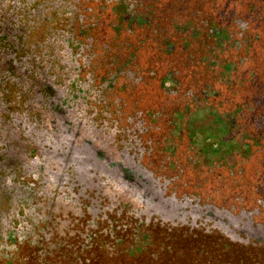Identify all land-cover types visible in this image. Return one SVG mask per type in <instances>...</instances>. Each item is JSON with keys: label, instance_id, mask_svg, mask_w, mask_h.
I'll return each instance as SVG.
<instances>
[{"label": "flooded vegetation", "instance_id": "af4514ba", "mask_svg": "<svg viewBox=\"0 0 264 264\" xmlns=\"http://www.w3.org/2000/svg\"><path fill=\"white\" fill-rule=\"evenodd\" d=\"M93 14L92 0H0V264H83L97 246L119 253L197 218L239 239L235 210L207 211L159 161L185 144L173 138L185 130L173 107L184 74L161 85L165 61L151 58L149 120L143 61L132 68L124 44H111L128 36L97 34ZM164 100L172 113H160ZM251 219L245 240L259 241L264 224Z\"/></svg>", "mask_w": 264, "mask_h": 264}, {"label": "trees", "instance_id": "16d2710c", "mask_svg": "<svg viewBox=\"0 0 264 264\" xmlns=\"http://www.w3.org/2000/svg\"><path fill=\"white\" fill-rule=\"evenodd\" d=\"M92 6L96 33L128 36L127 40L115 39L111 44H124L122 51L133 63L132 68L138 60L143 61L140 88L144 115L149 120L148 113L151 114L153 107L146 102L150 92L146 79L151 84L156 61H165L161 85L178 83L182 73L185 76L183 83L188 84L183 100L174 101L173 107L175 104L180 107L175 115L183 114L194 93L193 88H200L204 93L213 90L216 99L219 97L215 92L217 86L225 89L226 92L220 93L226 109L223 110L232 112L236 123H255L264 115V104L257 102L264 92V87L261 88L264 78V0H92ZM151 58L156 59L153 62ZM214 64H221L222 68ZM226 65H231L233 70L223 77L221 73ZM163 104L170 108L165 100ZM252 128H249V134L257 137L258 145L264 148L263 130ZM186 134V130L174 131L173 138L185 142ZM246 173L241 184L233 188L235 193L229 196L243 197L247 204L249 200L250 204L256 200L258 205L263 200V169ZM247 180H252V184ZM210 208L216 209L206 206L207 211ZM220 211L233 218L228 210ZM239 217L242 218V214L238 213ZM244 217L247 219L245 224H250L249 218ZM198 222L197 218L179 226L158 225L149 234L139 235L131 247L119 253H107L97 246L88 256L84 255L86 258L82 263L152 264L151 261H159L161 255L168 264H216L215 260L237 255L240 261L237 264H245L249 256L264 264L261 240L241 241L231 235L230 228L221 231L214 223L204 228ZM244 227L239 226L238 229H245L239 233L250 235L248 227ZM177 234L183 236L182 241L177 242L179 247L172 245Z\"/></svg>", "mask_w": 264, "mask_h": 264}, {"label": "rangeland", "instance_id": "374dc122", "mask_svg": "<svg viewBox=\"0 0 264 264\" xmlns=\"http://www.w3.org/2000/svg\"><path fill=\"white\" fill-rule=\"evenodd\" d=\"M210 65L211 63H209ZM216 65L214 64L215 67L222 68L221 64ZM232 70L231 65H226L221 75L225 77ZM262 79L261 88L264 87V78ZM200 90V88H193L194 93L184 107L186 111L184 118H181V114L178 116L179 124L183 125L187 131V139L182 145L181 151L172 156L173 152L169 150L170 155L160 156L159 161L164 166L174 164L173 170H170L174 187H178L182 192L185 190L189 194L196 195L202 205L215 207L217 214H220V210L224 212L228 210L227 213L230 215H232V210H235L233 212L236 214H242V218L237 219L238 228L247 221L244 215L252 218L253 225L262 226L264 224V184L262 185L263 200L258 205L255 203L256 200L251 204V200H249L247 204L243 197L235 196L234 198L230 197L229 194L235 193L233 188L241 184L242 176L247 174L246 172L262 168L264 178V148L258 145L260 141L257 137L249 134V128L253 129L252 127L264 132V115L258 118L255 123L249 121L248 123L245 122L244 125L243 123H236L232 112H224L226 109L220 93L225 89L217 86L215 92L219 93V97L217 96L216 99L213 98L215 95L213 90L205 93L200 92ZM261 96L262 99L257 100V102L264 104V92L261 93ZM146 97H151L150 92ZM158 109L161 114L172 113L173 111L172 108L161 105L158 106ZM229 110L230 107L227 111ZM246 182L252 184V180ZM226 196L228 199H225ZM144 232L146 233V231ZM237 234L242 240L246 239V235L239 232ZM124 236L123 244L127 248L132 244L135 234L127 231L122 237ZM174 238L176 242H172V245L177 244L176 246L179 247L177 242L182 241L183 236L177 234ZM110 241L108 244H111ZM261 241L264 244L263 237H261ZM158 259L159 261H151V263L168 264V260H165L163 256L160 255ZM246 261L245 264H262L251 256ZM238 262L240 261L237 259V255L215 260L216 264H237Z\"/></svg>", "mask_w": 264, "mask_h": 264}]
</instances>
